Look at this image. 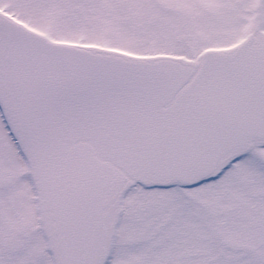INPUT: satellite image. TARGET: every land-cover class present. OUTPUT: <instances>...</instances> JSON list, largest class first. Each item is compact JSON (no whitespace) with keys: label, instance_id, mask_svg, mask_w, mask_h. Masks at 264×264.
<instances>
[{"label":"snow or ice","instance_id":"1","mask_svg":"<svg viewBox=\"0 0 264 264\" xmlns=\"http://www.w3.org/2000/svg\"><path fill=\"white\" fill-rule=\"evenodd\" d=\"M0 264H264V0H0Z\"/></svg>","mask_w":264,"mask_h":264}]
</instances>
